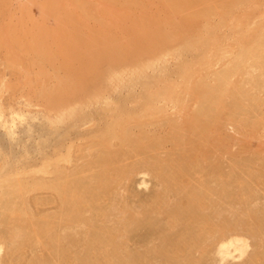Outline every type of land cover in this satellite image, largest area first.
I'll use <instances>...</instances> for the list:
<instances>
[{"label":"rangeland","instance_id":"374dc122","mask_svg":"<svg viewBox=\"0 0 264 264\" xmlns=\"http://www.w3.org/2000/svg\"><path fill=\"white\" fill-rule=\"evenodd\" d=\"M181 1L0 0V264H264V0Z\"/></svg>","mask_w":264,"mask_h":264},{"label":"bare ground","instance_id":"6f19581e","mask_svg":"<svg viewBox=\"0 0 264 264\" xmlns=\"http://www.w3.org/2000/svg\"><path fill=\"white\" fill-rule=\"evenodd\" d=\"M163 1H165V0H163ZM167 1V0H166ZM177 1V0H176ZM207 0H182L181 1V4L183 5V6H200L199 8L200 9H203L204 7V9L205 10H207V8L209 7V3L208 2H206ZM243 1V0H242ZM53 2V1H52ZM162 2V1H161ZM50 3V2H49ZM118 3V2H117ZM132 3H134V2H132ZM172 3V2H171ZM170 3V4H171ZM228 5L230 4V2L228 3V2H226ZM240 3H241V1H240ZM165 4H167V3H165ZM175 4V3H174ZM226 4V7L228 6ZM57 5V4H56ZM232 5V4H231ZM53 6V5H52ZM109 6V5H108ZM212 6V5H211ZM222 6V5H221ZM233 6V5H232ZM48 7V6H47ZM209 9V8H208ZM210 9H211V7H210ZM209 9V10H210ZM226 9V8H225ZM232 9V8H231ZM230 9V10H231ZM234 9V8H233ZM232 9V10H233ZM184 10V9H183ZM236 10V9H235ZM171 11V10H170ZM204 11V10H203ZM227 12V11H226ZM178 13V12H177ZM176 13V14H177ZM197 13V12H196ZM126 14V13H125ZM202 14H204V12L202 13ZM204 16V15H203ZM203 16H202V18H203ZM223 16V15H222ZM122 17V16H121ZM124 18V17H123ZM196 18H200V14L198 15H196V16H193L192 18H191V21H192V23H194L195 22V19ZM145 19V18H144ZM193 19V20H192ZM149 20V19H148ZM203 20H204V18H203ZM240 20V19H239ZM205 21H208V18H206L205 17ZM235 21V20H234ZM140 22V21H139ZM146 22V21H145ZM153 22V21H152ZM206 23V22H205ZM208 23V22H207ZM239 23H242V22H239ZM142 24H143V22H142ZM106 25V24H105ZM157 25V24H156ZM208 25V24H207ZM209 25H210V23H209ZM239 26H242L241 24H238ZM237 25V26H238ZM212 26V25H211ZM214 28V27H213ZM231 28V27H230ZM239 28V27H238ZM260 29V28H259ZM208 30H210V28H208ZM240 30H242V29H240ZM249 30V29H248ZM232 31V30H231ZM244 31V30H243ZM240 32V31H239ZM258 32V34L260 35V34H263L264 35V31H257ZM261 32V33H260ZM238 33V32H237ZM256 33V32H255ZM254 33V34H255ZM151 34V33H150ZM150 34H147V35H149V36H151ZM239 34V33H238ZM237 34V35H238ZM242 33L240 32V35H241ZM248 34V33H247ZM246 34V35H247ZM172 35V34H171ZM252 36L253 35H251V38H252ZM172 37V36H171ZM237 37H239V36H237ZM240 37H242V35L240 36ZM202 38V37H201ZM243 38H245V35H244V37ZM243 38H241V39H243ZM250 38V37H249ZM248 38V39H249ZM259 38V37H258ZM69 39V38H68ZM153 39V38H152ZM247 39V40H248ZM263 39H264V36H263ZM146 40V39H145ZM144 40V41H145ZM204 40V39H203ZM246 40V41H247ZM167 41V40H166ZM251 41V40H250ZM254 41H256V39L254 40ZM253 41V42H254ZM70 42V41H69ZM204 42V41H203ZM241 42V41H240ZM248 42V41H247ZM242 43H245V40H244V42H241V44ZM257 43V42H256ZM261 43V42H260ZM247 44V43H246ZM249 44V43H248ZM252 44V43H251ZM68 45H69V43H68ZM253 45H254V43H253ZM253 45H251V46H253ZM256 45V44H255ZM259 45V44H258ZM258 45L256 46V47H258ZM263 45H264V43H263ZM156 46V45H155ZM243 46V45H242ZM238 47H239V45H238ZM247 47L249 48L250 46H248L247 45ZM241 48V47H240ZM259 48V47H258ZM263 48V47H262ZM249 49H251V48H249ZM252 49H253V47H252ZM121 50V49H120ZM246 50H248V49H246ZM258 50V49H257ZM256 50V51H257ZM241 51V50H240ZM250 51V50H249ZM254 51V50H253ZM227 52V51H226ZM225 52V53H226ZM252 52V51H251ZM258 52V51H257ZM262 52V51H261ZM213 54V53H212ZM220 54V53H219ZM260 54V53H259ZM103 55V54H102ZM224 55V54H223ZM209 56V55H208ZM249 56V55H248ZM251 56H253V55H251ZM254 57H255V54H254ZM253 57V58H254ZM246 58V57H245ZM245 58H244V61H245ZM249 58V57H248ZM247 58V59H248ZM260 58V57H259ZM247 59H246V61H247ZM263 59V58H262ZM249 60V59H248ZM254 60H256V59H254ZM260 60V59H259ZM264 60V59H263ZM91 62V61H90ZM257 62H258V60H257ZM261 62V61H260ZM92 63V62H91ZM251 63V62H250ZM263 63V62H262ZM259 64V63H258ZM261 64V63H260ZM261 65H263V64H261ZM236 69V68H235ZM234 69V70H235ZM233 70V71H234ZM254 70V69H253ZM183 71V70H182ZM180 74L179 75H182V73L183 72H179ZM226 73V72H225ZM193 74V73H192ZM234 74V73H233ZM186 75V74H185ZM185 75H182L181 77L183 78V76H184V79L185 78H187L188 76H186L185 77ZM223 75V74H222ZM247 75V74H246ZM191 76V75H190ZM231 77H232V75H231ZM191 78V77H190ZM219 78V77H218ZM220 79H221V81H220ZM191 81V80H190ZM219 81L221 82L220 83V86H223L224 85V81L222 80V78L220 77L219 78ZM184 82H185V80H184ZM216 82V81H215ZM241 82V81H240ZM243 82V81H242ZM228 83H229V81H228ZM245 83V82H244ZM191 84V83H190ZM215 84V83H214ZM245 85V84H244ZM185 86H187V85H185ZM219 86V87H220ZM255 86V85H254ZM262 86V85H261ZM196 87V86H195ZM213 87H214V85H213ZM218 87V88H219ZM225 87V86H224ZM227 87V86H226ZM225 87V88H226ZM240 87V86H239ZM239 87H238V89H239ZM246 87V86H245ZM218 88H216L215 90L217 91V89ZM221 88V87H220ZM259 88V87H258ZM257 88V89H258ZM237 89V90H238ZM218 90H221V89H218ZM236 91V90H235ZM219 92V91H218ZM217 93V92H216ZM250 93V92H249ZM168 94V93H167ZM172 94H173V91H172ZM172 94H171V96H172ZM224 94V93H223ZM169 95V94H168ZM249 95V94H248ZM171 96H170V98H171ZM228 96V95H227ZM237 96V95H236ZM218 97H220L219 95H218ZM235 97V96H234ZM174 98V97H173ZM236 98V97H235ZM175 99V98H174ZM173 100V99H172ZM219 100V99H218ZM227 100H228V98H227ZM231 100V99H230ZM250 100H252L251 98H250ZM200 102H203V101H200ZM215 103V105H217V103L219 104V102H217L216 103V101H214ZM222 102H224V101H222ZM213 104V103H212ZM211 104V105H212ZM225 104V103H224ZM236 104H238V103H236ZM236 104H234V105H236ZM243 104V103H242ZM199 105V104H198ZM215 105H213L214 107H215ZM204 107H211L210 106V101L209 100H206L205 102H204ZM231 108H232V106H230ZM240 107V106H239ZM243 107V106H242ZM241 107V108H242ZM246 107V106H245ZM199 108V110L200 109H203V108H200V107H198ZM227 108V107H226ZM225 108V109H226ZM229 108V107H228ZM225 109L223 110V111H225ZM246 110V109H245ZM252 110V109H251ZM194 113H197V114H199L198 112H194ZM233 114H234V112H233ZM192 115V114H191ZM189 116L190 118L191 117H193V116ZM193 115H195V114H193ZM196 116V115H195ZM196 118H198V117H196ZM202 118V117H201ZM192 120H195V123H196V125L195 126H197L198 124V122H197V120L196 119H193L192 118ZM192 120L190 119V121H191V123H193L192 122ZM202 121V120H201ZM114 122H116V121H114ZM137 122V121H136ZM255 122V121H254ZM257 122V121H256ZM118 124V123H117ZM187 124H189V123H187ZM194 124V123H193ZM116 125V124H115ZM117 126V125H116ZM191 126H193L192 124H191ZM195 126H194V128H195ZM199 127V126H198ZM113 128H114V130H115V126H113ZM189 128V127H188ZM113 130V131H114ZM197 131V130H196ZM195 131V134L197 133V132H199V131H197L196 132ZM193 133V132H192ZM115 134V133H114ZM199 135V134H198ZM201 135H202V132H201ZM122 137H123V135H122ZM121 139H124V138H121ZM200 144V143H199ZM188 145V144H187ZM122 148V147H121ZM101 151V150H100ZM124 151V150H123ZM106 152V151H105ZM132 152V151H131ZM121 153H122V151H121ZM141 153V152H140ZM133 156V155H132ZM96 157V156H95ZM92 158H94V157H92ZM106 158H108V157H106ZM128 158V157H127ZM109 159V158H108ZM109 163V162H108ZM167 163V162H166ZM112 164H114V163H112ZM111 164V165H112ZM113 166V165H112ZM119 166V165H118ZM239 166V165H238ZM240 167V166H239ZM96 168V167H95ZM176 168V167H175ZM100 169V168H99ZM108 169V168H107ZM87 171V170H86ZM118 172V171H117ZM119 174V173H118ZM105 175V174H104ZM125 175V174H124ZM179 175V174H178ZM117 176V175H116ZM151 178V177H150ZM130 179V178H129ZM165 180V179H164ZM167 180V179H166ZM89 182H90V180H89ZM117 182V181H116ZM111 183V182H110ZM55 185V184H54ZM67 185V184H66ZM88 186V185H87ZM200 186V185H199ZM16 187V186H15ZM68 187V186H67ZM180 188V187H179ZM176 189V188H175ZM206 189V188H205ZM61 190V194H62V197L61 198H63V199H68V200H71V201H73V200H77L76 198L78 197H76L75 196V194H73L72 193V191L71 190H69L68 189V191L67 190H64V188H61L60 189ZM181 190V189H180ZM185 190V189H184ZM207 190V189H206ZM17 191V190H16ZM96 191V190H95ZM174 191V190H173ZM176 192V191H175ZM14 193H15V191H14ZM13 193V194H14ZM12 193H11V195H13ZM16 194V193H15ZM60 194V195H61ZM14 197V199H15V196H13ZM12 197V198H13ZM197 197V196H196ZM191 198V197H190ZM9 199V198H8ZM8 199H7V201H8ZM16 200H18V199H16ZM80 200V199H79ZM157 200H158V197H157ZM201 200V199H200ZM9 201H11L10 199H9ZM64 201V200H63ZM61 202V201H60ZM77 202V201H76ZM7 203V202H6ZM14 203H15V201H14ZM63 203V202H62ZM191 203H193V202H191ZM196 203V202H195ZM9 204H10V202H9ZM173 204V203H172ZM199 204V203H198ZM197 204V205H198ZM202 204V203H201ZM8 205V204H7ZM12 205V204H11ZM11 205H10V208H9V210H11ZM72 205V204H71ZM70 205V206H71ZM80 205V204H79ZM89 205V204H88ZM95 205V204H94ZM169 205V204H168ZM187 205V204H186ZM196 205V206H197ZM9 206V205H8ZM16 206V205H15ZM15 206L14 207H12V209L14 210V208H15ZM73 206V205H72ZM86 206V205H85ZM6 207V206H5ZM75 207V206H74ZM79 207V206H78ZM24 208V207H23ZM7 209V208H6ZM62 209H64V208H62ZM74 209V208H73ZM79 209V208H78ZM78 209H76V210H78ZM87 209H88V207H87ZM90 209V208H89ZM159 209V208H158ZM8 210V209H7ZM84 210V209H83ZM91 210V209H90ZM90 210H87V211H90ZM73 211V210H72ZM195 211H196V209H195ZM16 212V211H15ZM94 212V211H93ZM166 212V211H165ZM175 212V211H174ZM76 213V212H75ZM78 213V212H77ZM103 213V212H102ZM153 214V213H152ZM162 214V213H161ZM73 215V214H72ZM160 215V214H159ZM36 216V215H35ZM75 217V216H74ZM81 217V216H80ZM83 217V216H82ZM163 217V216H162ZM192 217V216H191ZM197 217V216H196ZM64 218H66V217H64ZM77 218V217H76ZM154 218V217H153ZM174 218V217H173ZM193 218V217H192ZM10 219V218H9ZM27 219V218H26ZM44 219V218H43ZM198 219V218H197ZM216 219V218H215ZM76 220V219H75ZM78 220V219H77ZM143 220V219H142ZM193 220V219H192ZM195 220V219H194ZM23 221V220H22ZM61 221V220H60ZM189 222H192V221H190V220H188ZM18 222V221H17ZM26 222V221H25ZM70 223H71V221H69ZM148 222V221H147ZM196 222V221H195ZM62 223V222H61ZM69 223V224H70ZM79 223V222H78ZM109 223V222H108ZM258 223V222H257ZM50 224H53V223H50ZM120 224V223H119ZM146 224V223H145ZM189 224V223H188ZM204 224V223H203ZM71 225V224H70ZM190 225V224H189ZM194 225V224H193ZM196 225V224H195ZM211 225V224H210ZM246 225V224H245ZM28 226V225H27ZM26 226V227H27ZM49 226V225H48ZM61 226V225H60ZM159 226V225H158ZM222 226V225H221ZM66 227V226H65ZM105 227V226H104ZM123 227V226H122ZM182 227V226H181ZM214 227V226H213ZM49 228V227H48ZM211 228V227H210ZM32 229H34V228H32ZM55 229H56V227H55ZM114 229V228H113ZM233 229V228H232ZM53 230V229H52ZM166 230V229H165ZM237 230V229H236ZM261 230V229H260ZM15 231V230H14ZM46 231V230H45ZM51 231V230H50ZM111 231V230H110ZM235 231V230H234ZM42 232V231H41ZM46 232H49V231H46ZM54 232V231H53ZM56 232V231H55ZM109 232V231H108ZM148 232V231H147ZM221 232V231H220ZM45 233V232H44ZM50 233V232H49ZM215 233V232H214ZM230 233V232H229ZM249 233V232H248ZM21 234V233H20ZM42 234H43V232H42ZM52 234V233H51ZM76 234V233H75ZM123 234V233H122ZM146 235V234H145ZM158 235H160V234H158ZM229 235H231V233L229 234ZM14 236V235H13ZM32 236V235H31ZM108 236V235H107ZM200 236V235H199ZM202 236V235H201ZM213 236V235H212ZM220 236V235H219ZM16 237V236H15ZM19 237V236H18ZM23 237V236H22ZM21 237V238H22ZM44 237V236H43ZM181 237V236H180ZM210 237V236H209ZM224 237V236H223ZM225 237H226V235H225ZM13 238V237H12ZM26 238V237H25ZM52 238H53V236H52ZM52 238H51V240H52ZM55 238V237H54ZM93 238V237H92ZM120 238H121V236H120ZM19 239V238H18ZM43 239H45V238H43ZM102 239H104V238H102ZM212 239V238H211ZM217 239V238H216ZM10 240V239H9ZM17 240V239H16ZM53 240H56V239H53ZM82 240H84V239H82ZM101 240V239H100ZM119 240V239H118ZM261 240V239H260ZM90 241V240H89ZM104 241V240H103ZM211 241V240H210ZM14 242V241H13ZM18 242V241H17ZM92 242V241H91ZM205 242V241H204ZM207 242V241H206ZM55 243V242H54ZM107 243V242H106ZM114 243V242H113ZM3 244H4V242H3ZM57 244V243H56ZM110 244V243H109ZM168 244V243H167ZM209 244V243H208ZM211 244V243H210ZM93 245V244H92ZM103 245V244H102ZM116 245V244H115ZM183 245V244H182ZM61 246V245H60ZM111 246V245H110ZM123 246V245H122ZM89 247V246H88ZM247 243H245V241H244V239L243 238H240V237H231V238H228L227 240H225V241H222V242H220L219 244H218V246H217V248L215 249V254L217 255V256H219L220 257V262H222V261H224V260H227V258H229L231 261H233L235 258H234V255H233V253H237L238 255V257H239V259L241 258L242 259V257H243V255H245V252H246V250H247ZM19 248V247H18ZM171 248V247H170ZM183 248V247H182ZM214 248V247H213ZM101 249V248H100ZM118 249V248H117ZM54 250V249H53ZM112 250H113V248H112ZM116 250V249H115ZM169 250V249H168ZM259 250V249H258ZM55 251V250H54ZM117 252H119V251H117ZM173 252V251H172ZM62 253V252H61ZM136 253V252H135ZM255 253V252H254ZM107 254V253H106ZM111 254V253H110ZM143 254V253H142ZM164 254V253H163ZM90 255V254H89ZM174 256V255H173ZM185 256V255H184ZM236 256V257H237ZM61 257H63V256H61ZM58 258V257H57ZM87 258V257H86ZM171 258V257H170ZM262 258V257H261ZM76 259V258H75ZM91 259V258H90ZM138 259V258H137ZM184 259H185V257H184ZM62 260V259H61ZM136 260V259H135ZM141 260V259H140ZM180 260V259H179ZM183 260V259H182ZM236 260H238L237 258H236ZM84 261H85V259H84ZM188 261H190V260H188ZM218 261V260H217ZM235 261V260H234ZM56 262V261H55ZM82 262V261H81ZM219 262V261H218ZM49 263V262H48ZM118 263V262H117ZM117 263H115V264H117ZM139 263V262H138ZM169 263V262H168ZM214 263V262H213ZM52 264V263H51ZM60 264V263H59ZM83 264V263H82ZM192 264V263H191Z\"/></svg>","mask_w":264,"mask_h":264}]
</instances>
